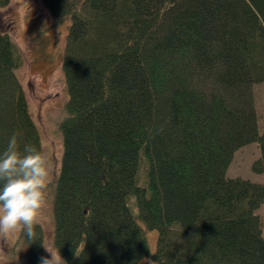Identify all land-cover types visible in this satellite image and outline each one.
<instances>
[{"label":"trees","instance_id":"obj_1","mask_svg":"<svg viewBox=\"0 0 264 264\" xmlns=\"http://www.w3.org/2000/svg\"><path fill=\"white\" fill-rule=\"evenodd\" d=\"M11 0H0L6 8ZM69 25L63 160L53 197L64 264H264V183L233 179L235 154L264 133V0H42ZM0 32V153L13 134L43 153ZM146 231L158 233L151 252ZM21 231L27 264L44 232ZM1 239V234H0Z\"/></svg>","mask_w":264,"mask_h":264},{"label":"rangeland","instance_id":"obj_2","mask_svg":"<svg viewBox=\"0 0 264 264\" xmlns=\"http://www.w3.org/2000/svg\"><path fill=\"white\" fill-rule=\"evenodd\" d=\"M69 25L55 27L54 20L42 0H11L0 8V32L7 33L19 48L23 64L17 72L25 92L31 117L39 130L43 154L49 158L50 173L45 203L37 219L44 232V247L57 259L54 244L53 197L56 180L63 160V136L60 130L69 101L63 73V60ZM254 96L261 131L264 133V84L254 87ZM262 159L257 145L239 150L233 159L228 176L252 183H264V176L253 172ZM264 229V206L258 212ZM21 231L1 234L0 264H27V248L21 241ZM149 248L156 251L158 233L146 231ZM44 257L51 254L44 248ZM61 264L62 261H61ZM141 264H156L147 259Z\"/></svg>","mask_w":264,"mask_h":264},{"label":"clouds","instance_id":"obj_3","mask_svg":"<svg viewBox=\"0 0 264 264\" xmlns=\"http://www.w3.org/2000/svg\"><path fill=\"white\" fill-rule=\"evenodd\" d=\"M49 173V158L30 144L21 150L17 134H13L0 153V234L22 230L29 239L35 238ZM44 248L51 259L42 257L41 264H61V257L57 259Z\"/></svg>","mask_w":264,"mask_h":264}]
</instances>
